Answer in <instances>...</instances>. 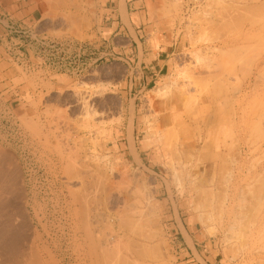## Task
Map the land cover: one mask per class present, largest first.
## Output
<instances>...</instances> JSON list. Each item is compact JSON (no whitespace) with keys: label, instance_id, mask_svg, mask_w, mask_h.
<instances>
[{"label":"rangeland","instance_id":"374dc122","mask_svg":"<svg viewBox=\"0 0 264 264\" xmlns=\"http://www.w3.org/2000/svg\"><path fill=\"white\" fill-rule=\"evenodd\" d=\"M110 10L164 83L93 64ZM0 150L23 264H264V0H0Z\"/></svg>","mask_w":264,"mask_h":264},{"label":"crops","instance_id":"0c3cea01","mask_svg":"<svg viewBox=\"0 0 264 264\" xmlns=\"http://www.w3.org/2000/svg\"><path fill=\"white\" fill-rule=\"evenodd\" d=\"M106 13H108V16L103 15L102 17L105 20L103 22L104 28L102 29L104 31L107 30L108 32L105 33L106 35H101L102 37L99 38L100 44L97 45V47L101 48V51L95 54L96 57L93 60V64L98 62L101 67L107 68H113L114 66L125 67L129 71V74H131L132 72H135V74L137 75L141 74V77H138L137 81H135V84H137L140 89L139 92L147 89L150 86H155L158 82L163 81L164 83L168 78V74L170 73L172 67V61L176 55L175 48L173 47L174 43H172V37L169 35L168 31L163 29V38L159 51H148L147 47L143 46L142 44L144 41H141L142 30H140V27L143 21L140 11H136L134 14L129 16L126 23H123L122 19L119 16L110 14L111 10ZM142 57L146 59L149 58V63H146V66L144 67L145 70L143 69V71L139 72L138 64H142L143 62H145V59H141ZM131 63L134 65L133 69H131ZM129 81L132 84L131 77L129 78ZM22 202V198L20 200H18V198L16 199V203L21 205V207ZM8 208H10L11 210H9ZM8 208L4 209H7L6 211L2 210L4 213L7 212V214L5 213L6 216L10 211L11 214H13L14 212L12 210L14 209L13 207ZM14 210H16L15 214L18 216V210H20L21 212L22 208L20 209L18 207V210L17 208ZM2 211L0 212L2 213ZM5 214H0L3 216L0 219L2 223L5 222L3 221ZM20 214H22L21 216H23V212H21ZM16 215L10 216H13V221L11 220L12 222H15L14 219H19L18 217H16ZM21 216L20 219H22ZM7 217L5 218V220L7 219ZM21 222L19 221L18 223L22 225L23 219ZM2 223L0 224V229ZM182 239L183 242H185V239L183 237ZM19 260L20 262L23 261V257L19 256L17 258V261ZM20 264H23V262H21Z\"/></svg>","mask_w":264,"mask_h":264},{"label":"bare ground","instance_id":"6f19581e","mask_svg":"<svg viewBox=\"0 0 264 264\" xmlns=\"http://www.w3.org/2000/svg\"><path fill=\"white\" fill-rule=\"evenodd\" d=\"M164 134H167V133H164ZM5 153H7V152L0 150V209H1L0 211H2V210L6 211L7 209L6 210H4V209L8 208V207H13L14 209L17 208V210H18L19 204L16 203V199L19 196L20 197L23 196V194L22 195L20 194L21 193L20 191H22V190L24 191V189L20 190V187H19V181H18V175L19 174L17 173V169L19 167L17 168L15 165H13V163L11 161L12 160L11 157L9 158V156H7L8 153L7 154H5ZM16 205H17V207H16ZM8 209L11 210L10 208H8ZM14 209H12L14 211L13 214H11V211L9 212V210H8V212H9V214L7 215L8 217L6 216L7 212H5L6 214L3 211H2V213L0 212V214H5L4 220L2 218V220L5 222L2 223L0 220V224L2 223L1 229H0V264H10V263L11 264H20L23 261H21V262H20V260L17 261V258L19 256H22V257L25 256L24 253H25L26 249H24V247H25L24 242L28 243V239L25 237V234H24L25 231H23L24 229L22 230V226H24V227H26V226L24 224L21 225L18 223L19 221L21 222L23 219V216H21L22 214H20L23 211L20 212V210H18L19 213L17 216L15 214L16 210H14ZM10 214L16 215V217H18L19 219L21 216L22 219H20V220L14 219L15 222H12L13 216L10 217L11 216ZM1 217H3V216L0 215V219H1ZM6 217H7V219L5 220ZM10 218H12V219H10ZM20 227H21L22 232L20 231ZM21 235H22V237H21ZM30 253H31L30 254V256H31L33 252H30ZM33 255L35 256L34 253H33ZM30 256H27V257H30ZM24 260L26 261V259H24ZM31 261L32 260L28 261L27 263L30 262V263L34 264L33 261L32 262Z\"/></svg>","mask_w":264,"mask_h":264}]
</instances>
